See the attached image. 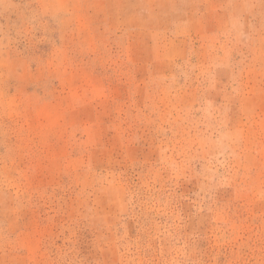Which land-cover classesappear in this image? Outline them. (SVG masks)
Segmentation results:
<instances>
[{
	"label": "rangeland",
	"instance_id": "1",
	"mask_svg": "<svg viewBox=\"0 0 264 264\" xmlns=\"http://www.w3.org/2000/svg\"><path fill=\"white\" fill-rule=\"evenodd\" d=\"M0 264H264V0H0Z\"/></svg>",
	"mask_w": 264,
	"mask_h": 264
}]
</instances>
